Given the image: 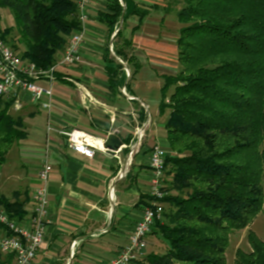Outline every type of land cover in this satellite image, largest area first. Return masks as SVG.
I'll list each match as a JSON object with an SVG mask.
<instances>
[{"label": "trees", "instance_id": "obj_1", "mask_svg": "<svg viewBox=\"0 0 264 264\" xmlns=\"http://www.w3.org/2000/svg\"><path fill=\"white\" fill-rule=\"evenodd\" d=\"M166 1L167 14L180 5L176 15L182 25L179 69L164 76L161 89L160 111L170 112L162 200L168 207L152 231L162 250L138 264H227L231 235L249 230L264 214V0ZM2 8L15 17L25 47L21 58L39 68L53 66L68 38L82 28L78 0H0ZM107 9L99 19L111 32L122 18L142 21L149 12L131 0H107ZM11 30L0 29V37L7 42ZM115 54L134 66L131 77L139 70L122 28ZM107 61L115 64L107 69L111 88L130 91L124 66L110 52ZM14 101L0 96V168L27 137L23 119L11 113ZM142 200L145 207L152 198ZM26 204L0 191V212L11 219L23 222ZM247 239L249 251L238 249L234 264H264V241L252 230ZM11 258L0 253V264Z\"/></svg>", "mask_w": 264, "mask_h": 264}, {"label": "crops", "instance_id": "obj_2", "mask_svg": "<svg viewBox=\"0 0 264 264\" xmlns=\"http://www.w3.org/2000/svg\"><path fill=\"white\" fill-rule=\"evenodd\" d=\"M131 1L148 10V15L142 21L138 16H131L125 23L121 19L114 32L99 19L100 13L108 12L107 0H93L84 9L78 6L79 20L81 15L87 16L82 63L74 67L59 66L52 84L47 79L38 82L53 88L50 109L28 104L17 111L24 121L27 137L14 145L7 163L16 165V177L26 185L24 221L30 216L43 162L48 159L53 168L48 185L45 237L33 264H109L129 244L143 214L142 197L149 194L153 179L149 165L152 148L160 145L168 152L165 123L170 112L160 113L159 104L156 118L150 117L146 111L148 98L139 93L133 81L139 71L151 66L149 61L162 59V51L168 50L167 43L160 39L159 29L170 14L164 12V0ZM121 28L140 64L132 77L134 66L115 54V36ZM174 43L178 50L177 39ZM65 49L56 54L55 63L62 59ZM109 52L110 57L122 62L130 91L124 93L125 86L111 88L107 69L115 64L107 61ZM167 74L170 73L162 72L163 80ZM49 124L55 129H78L87 134L94 144V157L69 149L66 138L58 132L47 133ZM143 124H146L145 136L131 154L128 146ZM113 140L122 144L115 152L108 148L118 147ZM252 226L249 230L253 231ZM249 230L239 232H245L248 237ZM236 234L231 235L230 241ZM147 241V255L162 250L157 235L151 234ZM2 257L7 260L10 255L2 254ZM14 262L12 256L10 264Z\"/></svg>", "mask_w": 264, "mask_h": 264}, {"label": "built area", "instance_id": "obj_3", "mask_svg": "<svg viewBox=\"0 0 264 264\" xmlns=\"http://www.w3.org/2000/svg\"><path fill=\"white\" fill-rule=\"evenodd\" d=\"M92 2L93 0H78V6L80 9H84ZM86 18L85 14L81 15L82 28L70 36L62 59L48 69L39 68L35 63L23 60L0 37V96L13 98L15 111L22 110L28 104L40 105L45 109L52 107L53 88L42 86L38 82L47 79L52 84L56 81V72L59 66L74 67L82 63ZM125 91L124 88L123 92L125 93ZM146 124L137 128L135 137L128 146L131 154L140 146L145 136ZM53 131L66 138L69 149L89 158L94 157V144L87 134L78 129H55L49 124L47 133ZM167 153L160 145L152 148L149 159L153 175L149 192L152 200L148 206L144 207L143 214L130 236L129 244L122 248L109 264H134L147 256L148 236L152 234L156 221L162 219L165 208L162 200L165 197L163 188ZM52 170L51 163L46 159L39 171L40 184L33 194L32 208L27 221L18 222L11 219L7 213L0 212V223L4 225V228L0 229V253L12 255L14 264H33L42 246L48 222V185Z\"/></svg>", "mask_w": 264, "mask_h": 264}, {"label": "rangeland", "instance_id": "obj_4", "mask_svg": "<svg viewBox=\"0 0 264 264\" xmlns=\"http://www.w3.org/2000/svg\"><path fill=\"white\" fill-rule=\"evenodd\" d=\"M166 4L167 1L164 0V6ZM173 6L176 10L169 13L170 15L165 13L168 16L164 18L165 20L161 23L159 29L160 39L162 42L167 43L166 47L168 48V50L162 51V59L157 58L155 61L153 60L149 61L151 63V66L144 68V70L142 71H139V73L136 74L135 79L133 81V85L137 86V90L139 91V93L143 96H146V98H148L147 104L149 108L146 110L147 114L149 113L150 117L152 115L153 117L155 116V118L159 112V110L157 109V105H159L163 99V95L161 91L164 85L162 72L174 73L177 72L179 69L178 50H175L174 42L176 39L179 38L180 28L182 27V25L176 17V11L180 8V5H173ZM0 29L2 31L6 29H12L7 36V42L12 48L13 45L16 44L20 47L18 50H15L14 48L13 50L21 57L25 47L23 45H20L19 43L21 41V35L17 30L15 17L12 14V12L8 9H3V8L0 9ZM156 31L158 32L157 29ZM165 65L168 68L167 67L163 68ZM154 66L157 68V70L155 71L153 69ZM172 91H173V87H171L168 90L167 96H169L172 93ZM166 112H168V110ZM11 113L15 117L19 116V113L17 111L11 110ZM163 119L160 120L162 121ZM15 167L9 165L6 162L0 168V191L13 202H15L16 200H19L20 202H25L27 200L26 199L27 196L23 194H25L24 190L26 188V185L20 182V179L16 177L17 168ZM263 186H264V180H263ZM164 207H168V206L164 204ZM162 219H164L163 216ZM252 229L259 236V238H261V240L264 241L263 213H261L255 219ZM238 249H242L244 251H249L250 249L248 246L247 234L245 232L244 233L238 232V234H236V237H233L232 241H230V244L227 249V264H234L236 252Z\"/></svg>", "mask_w": 264, "mask_h": 264}, {"label": "water", "instance_id": "obj_5", "mask_svg": "<svg viewBox=\"0 0 264 264\" xmlns=\"http://www.w3.org/2000/svg\"><path fill=\"white\" fill-rule=\"evenodd\" d=\"M123 21V18H122V20H121V22ZM121 64H122V62H120ZM130 75V74H129ZM113 142L114 143H118V147H112V146H109L108 148H109V150H111V151H116V150H118V148L119 147H121L122 146V144L121 143H119V141H117V140H113Z\"/></svg>", "mask_w": 264, "mask_h": 264}]
</instances>
